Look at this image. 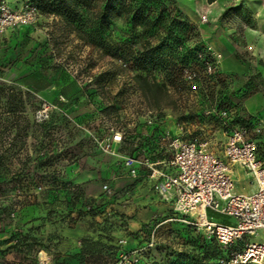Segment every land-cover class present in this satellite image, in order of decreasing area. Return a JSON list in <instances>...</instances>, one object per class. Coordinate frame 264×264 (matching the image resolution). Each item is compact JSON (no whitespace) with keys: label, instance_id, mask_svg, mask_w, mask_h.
Instances as JSON below:
<instances>
[{"label":"rangeland","instance_id":"1","mask_svg":"<svg viewBox=\"0 0 264 264\" xmlns=\"http://www.w3.org/2000/svg\"><path fill=\"white\" fill-rule=\"evenodd\" d=\"M148 6L158 17L155 27L142 30L111 15L92 44L85 36L87 16L67 26L41 14L33 0H0V235L14 229L11 241L0 242V264H201L215 246L174 217L153 185L131 180L114 193L90 196L88 186L102 185L120 163L91 136L114 124L133 139L130 150L147 136L159 152L169 132L206 140L220 155L227 132L243 124L264 157V58L255 53L264 33V0ZM213 41L239 71L222 68L225 56ZM216 54L209 74L205 62ZM136 76L161 87L157 100L143 96ZM22 107L10 125L6 111ZM148 117L156 119L152 130ZM234 170L235 192H247L249 177ZM113 196L135 217L108 214L99 227L68 210L75 198L101 208ZM165 207L171 212L160 216ZM73 226L92 233L85 246H69L67 235L72 243L84 235Z\"/></svg>","mask_w":264,"mask_h":264},{"label":"built area","instance_id":"2","mask_svg":"<svg viewBox=\"0 0 264 264\" xmlns=\"http://www.w3.org/2000/svg\"><path fill=\"white\" fill-rule=\"evenodd\" d=\"M219 57L205 62L209 74L215 73ZM155 122L151 117L145 120L151 130ZM91 138L101 152L119 157L117 176L153 185L156 197L171 206L174 217L214 239L222 250L217 264H264V157L246 126L227 132L220 155L206 140L188 141L169 132L159 152L146 142L130 150L133 139L114 124ZM236 167L249 177L250 191L235 192ZM111 179L104 180V192H110Z\"/></svg>","mask_w":264,"mask_h":264},{"label":"trees","instance_id":"3","mask_svg":"<svg viewBox=\"0 0 264 264\" xmlns=\"http://www.w3.org/2000/svg\"><path fill=\"white\" fill-rule=\"evenodd\" d=\"M33 2L41 14H51L57 16L67 26H70L73 22H77L80 18L87 16L89 18V25L85 32L86 35H84L92 44L97 43L96 41L98 39V35H100L101 32L109 26L111 15H123L124 19L129 21L130 24L138 26L142 30L155 27L158 22V17L150 13L151 8L148 5L153 2H159V0H33ZM80 35L83 37V34ZM139 65V68H144L145 63L141 62ZM136 79L139 83L140 90L146 99L157 100L160 93L163 92L161 87L156 82L150 81L146 76H136ZM21 109V112H18L17 110L6 111V113H8V119H11V122H9L10 125L14 122V120H16L15 118L17 117L18 113L24 112V107ZM11 127L12 126H10V128ZM143 144L145 145V142ZM146 145L153 149V146H151L150 143L146 142ZM111 192L112 191L110 190V193ZM129 207V205H123L120 201L114 199L113 196L111 197V200H108L101 208L88 207L81 199L75 198L72 204L68 207V210L70 213L76 214L77 217H90L92 220H94V223L100 227L102 223H107L108 214H116L123 218L135 217L136 213H128ZM136 208H139V206L135 207L133 211H136ZM169 212L171 211L165 207L164 210H160L159 215L161 216L163 213L167 214ZM102 227L106 228L104 226ZM72 228H77L79 233L84 232V235L83 237H78L75 243L70 242L67 235L66 239L69 243V246L73 247L74 249L78 241L83 242L82 246H85V240H87L92 235L90 230L83 231L78 226H73ZM13 232L14 229L10 228L4 234L0 235V242L11 241L13 238ZM210 239L213 240L215 246H211V251L206 249L204 252V257L198 259L200 262H202L201 264H208L210 259H214L216 261L217 258L222 254V250L219 248L216 241L212 238ZM59 264L64 263L60 262Z\"/></svg>","mask_w":264,"mask_h":264},{"label":"crops","instance_id":"4","mask_svg":"<svg viewBox=\"0 0 264 264\" xmlns=\"http://www.w3.org/2000/svg\"><path fill=\"white\" fill-rule=\"evenodd\" d=\"M257 41V40H256ZM258 44L256 46V49H255V53L258 55L259 58H264V33H261L258 37ZM212 44L214 45V47L220 49L222 52H223V55L225 56V58L222 60V68L224 70H228V69H234V70H238V67L240 66L239 64H236L234 62H232V60L230 59L226 49L224 48H221L216 41H213ZM146 135V134H145ZM145 138V141L142 139V141L144 142H148V139H147V136H144ZM117 168V167H116ZM116 168H113V170H110L108 172V174L103 177V181L107 178H112L111 181H110V190L112 192H115L116 190H118L121 186L127 184L129 181H131L132 179H128L127 177H124V176H117L115 175V169ZM118 169V168H117ZM133 182H137V181H134L132 180V182L130 183H133ZM138 185L142 186L143 184H147L146 181H138L137 182ZM103 184V182L101 183ZM93 185V184H92ZM92 185H89L88 187V190H87V193L90 194V196H96L100 193H102V185H98V184H94L93 186ZM147 186H150L147 184ZM247 190L250 191L251 190V186L250 185H247Z\"/></svg>","mask_w":264,"mask_h":264}]
</instances>
